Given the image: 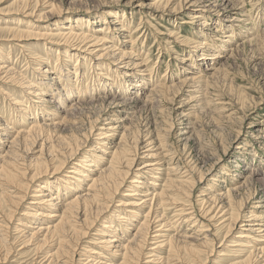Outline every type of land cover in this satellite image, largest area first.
I'll return each mask as SVG.
<instances>
[{
	"label": "bare ground",
	"instance_id": "bare-ground-1",
	"mask_svg": "<svg viewBox=\"0 0 264 264\" xmlns=\"http://www.w3.org/2000/svg\"><path fill=\"white\" fill-rule=\"evenodd\" d=\"M76 1L78 2L82 0H74L73 2L75 3ZM85 1H89L92 4H95V9L107 10L104 12V18H102V20H95L92 22L90 20H86L83 23H86L87 25L83 27H86L87 30H94L93 33L95 34H97L96 32L102 34L101 31L103 30L106 35L108 33L110 34L111 38H109V40L111 41H114L116 37H123L125 35L124 32L126 28L129 29L130 24L122 14L124 11H120L117 9L121 8L122 6L129 7L130 4L127 3L120 5V1L117 0H110L108 2L105 1L104 3L99 2L100 4H96L95 1L97 0ZM171 1L172 0H157L154 3H158L157 6H161L163 9L170 8L166 11L165 15L167 14V16L172 17L173 14L170 15V13L174 12L175 9L179 7V4L178 7L176 5V7L171 10L172 7L170 6L173 4L170 3ZM218 1L222 4V6H224L225 8L227 7V0ZM23 2H25L26 5ZM208 2L209 0H189L188 2L186 0L184 9L188 12L185 13V15H188L190 17L189 20L208 19L206 17V14L208 12L207 8L209 9V5L207 6ZM17 3H19L18 5L21 7V9L19 11H16L18 12L16 14L23 15L27 18L32 16L37 19H40V17H45L46 19H48L47 21H54L53 19L60 17L62 12V10L60 11V9H58L59 7L56 6L57 4H59L58 2L56 5L53 3H49V5L46 4L47 6H45V9L47 10L48 8L49 11L45 13L39 12L37 15H35L34 10L31 11L30 8L37 9L38 4H40L39 0H17ZM33 3L34 5L36 4L34 7L31 6V4ZM175 4H173V6H175ZM234 6L235 5H233V7ZM155 11L158 10L156 9ZM221 21V19H218L216 22L219 27H221V25L223 24ZM236 21L237 20L233 18H231V20H228V22L230 23L228 28H230V26H232ZM36 22L37 24H34V26L39 25V27H37L36 29H41V23L38 24V20ZM93 22L99 25L98 29H94L93 26L95 24ZM17 23H19L16 24L19 28L23 25L33 26L31 22H28L26 20L21 22L17 21ZM59 24H61V22ZM12 25L13 26L11 27H9V25V28L6 29H0V36L1 34L7 33L10 37H12L15 41H18L19 43L30 40H32L31 42L38 41V43H57L56 51H64L63 55L61 54V56H63V60L64 58L65 60L63 62H59L58 60H56V63L54 64V66H52L51 64L45 62L46 59L41 58L42 61L40 59L36 63V69L34 67L35 70H38L34 71V73L39 76L36 78V81L33 80L34 82L32 83L31 81L29 82L28 80L24 81L23 79H20L21 77L18 74L14 73L11 67L9 68V66H5L7 54L0 49V73L1 71H3L5 73L6 79L8 80V82H10V85L12 84L14 87H18V90L21 93L20 96L10 95V92H5L6 94L2 93L5 96L9 95L8 98L10 99L9 102L13 111V117L18 120L11 121L10 119L7 120L1 117L3 123H0V130H3L6 133V136L11 135V137H8L10 139V142L7 141V144H5V146L4 142L0 140V248L4 247L3 259L8 258V256L11 254L12 249V247L6 245L8 242L7 239H5V235L9 234V232L8 234H6L7 230L9 229L6 223H9L13 220L15 212L17 213L20 207L23 206L24 202H26V198L29 196L28 200H30V203H28L27 207L25 208L27 211H24L23 214H20L22 218H18L19 220L15 228L17 231H19L20 227H24L25 229L19 231L21 233L27 230L23 233V238H21V246L24 245V249H28V251L31 247L32 252L30 253H34V255L42 258L41 261H43L44 264H73L74 257L75 255H77L76 249L80 248L81 246L79 245L81 243L78 242H80V240H83L86 236L89 237L88 234H90V231L95 226L99 227L95 234L96 237L91 242H88L90 246L87 245L88 247H84L82 249L83 251H81V254H79V256L85 257V259L80 260L79 264H114L113 261L109 260L107 255L120 258L121 262L119 264H156V262L157 264H183V257L186 256L187 259L192 261V264H195L197 260H200L201 253L206 252L208 244L212 242V234H204L208 231L206 228H203L202 224H199L198 229L194 232V236L192 234L187 235L189 225L186 226L187 229L183 230L182 233L177 232L173 235H170V232H167L170 229L171 224H179V221L183 224L191 223L192 226H196L197 216L193 211L192 202L190 201L192 195L191 193L194 187V178L189 177L186 171L180 173L177 170L178 167L175 168V165L174 167H171V165L174 164L173 161L175 160V158H180V156L182 157V155L177 156V152L173 148H170L168 142H163L164 140L162 139L165 138V136L161 134L156 138L154 137L156 139L154 146H152V144H154L153 142H150V144L146 145V148L149 149L146 150L145 153L141 152L143 154L140 158H142L143 161H141L139 165L137 164L138 166L134 170L133 165L137 157L132 154L130 148H127V145L129 144L130 134L134 133V131L132 132V129L129 128L130 120L133 116L134 111L132 112V114H129L130 119H112L110 117L106 119V122H103L104 124L101 125L98 123L99 125H101L100 128L98 126L97 129H95L96 126H94L95 128H93L97 133L93 139L96 142V145H92L89 148L92 152H90L88 149L86 151L82 149L83 142L80 141V136L75 133L76 131H71L73 130V126L69 125L71 124V120L69 119L70 116H72L71 114L78 110L81 105L94 108L98 103H102L101 101H109L107 103L108 107L111 103L121 101L122 104L115 103L114 105L116 107H121L126 105L125 103L128 102V104H130L129 107H132V109L136 107L144 109L145 107H149L152 105L156 106L157 104L162 103L161 100H163L165 97V100H168V93L173 91L176 94L175 89L178 88L166 83L158 84L156 86V82L155 84H153V87L147 90L145 86L141 84V82H144L145 80L147 81V77L150 75L151 70H147L148 65L145 66L143 62H140L137 58H135L132 55L133 52L131 50L126 52L122 51L120 48H116L115 46L108 44V39H106L104 35L99 36V34H97V36L88 34L82 30L83 27H72L69 25L60 28L56 26V29L53 30L54 26L48 25V27H51L52 29L48 31V34H46L38 32L33 33V31L27 29H18L15 28L16 26L14 24ZM112 26L114 28H111ZM199 31L203 30H201V28L199 27L196 35L200 34L203 37V32ZM178 34L179 33H177V31H173L169 34V38L173 39V41L181 45L180 47L182 48V51L184 49H189L191 51L186 53H200L199 56L201 57V59L197 58V60L195 58H192L190 60L187 58V63L183 62L185 60L181 61V71L183 73V79L180 80V83H183V85H187L188 87L193 86V88H197V90H194L192 94H188V97L191 96V98H193L195 95L201 96L202 91L198 90V88L204 83V80L208 78H211V80L216 78V76L223 71L224 65L219 62V59L221 57L216 54H213L211 59L208 60V53L207 51H205V48H207L206 46L208 45L205 42L195 41L191 38L185 40L182 39V37H180ZM49 38H56V40L52 41ZM260 38L264 39V36ZM255 39L256 38H254V40ZM254 40H251L248 45L252 47L254 44H256V41H259V38L255 41ZM229 41H227V43ZM23 46L20 45V49L27 52L28 50H24ZM261 49L263 48L261 47ZM28 52L26 53L25 57H32V60L38 59L33 57L32 53L29 54ZM231 53L230 55H232ZM88 58L94 59L96 61L95 63H98L96 66L97 70H99L98 74H95L90 80L87 79L86 74L80 76L81 73L78 71L81 63L87 62ZM105 59L111 60V63L115 64L113 66L115 68H117L118 65L125 64V66L127 67L130 66L132 69H136L139 73L138 75L132 76V78L118 80V82L115 84L117 93L114 95V97L111 98H108V94H110L111 92H109L108 94L105 93V91H107V89L109 88V85L106 84L99 76L103 75L101 73H111L116 75L117 69H112L109 66L103 64L102 62H110ZM145 59H143V61ZM174 59H177V57H174ZM32 60L31 64H33ZM71 60L75 61L76 63V69L74 71L75 74L73 75L75 79L72 77L71 72L66 66V63ZM99 61H101V63H99ZM42 64L47 65L48 68L51 65V67H53V70H42ZM49 74L54 75L53 77L50 76L52 77L50 79L51 82L47 81V75ZM103 76L107 77V75ZM134 78H137L136 81L138 80L139 82V84H136V87H138L139 89L140 87H143L144 91H140L137 88V96H131L129 100L122 99L121 97L125 98L123 95L126 94L130 88V85H128L126 82H131V79ZM128 79L130 80L128 81ZM45 80L47 82H45ZM44 84L50 85L45 91L42 90V86ZM224 87H226V85ZM230 93L231 90L229 94ZM73 97L85 101L79 102L77 101V99L75 101H71ZM69 99H71V102H67V100ZM31 101H35V103L37 104ZM198 102L200 103V100H198ZM177 104H179V102ZM236 104V109L243 107L244 105V100L240 93H238L237 95ZM218 105H221V108H216L218 111L223 110L224 113L228 112L225 105ZM221 112L222 111H220L219 113ZM189 115H191V113H181V117L183 118H186ZM230 115L231 114H229V117ZM194 118L198 119L196 117ZM184 122H186L184 123L185 128L189 129L191 124L187 120ZM263 124L264 120L262 122H259L258 124L250 125V127H253V132H251V134L254 135L255 133H257L254 135L255 142H257L258 139L260 141H264V130L259 129L258 126ZM118 128L122 130L119 136L118 143L115 146H108V142L114 139L116 134L119 132ZM219 128L220 127H218V129ZM147 129H149V126L147 127ZM68 131H70L71 133L69 132V134L65 135V133ZM134 135L136 134L134 133ZM135 137L136 136H133V141L137 142V139ZM234 142L236 143V141H233L231 145L224 146L223 157L225 156L228 158V156L232 154L234 155V153H232L233 149H236L232 147ZM107 146L109 147L107 149H112V151L106 153L101 149L102 147L105 148ZM166 147L168 148L167 151H165ZM245 147L249 148L247 145H245ZM36 148L39 149L37 150ZM34 149L36 150V152H33V154L38 153L36 154L38 156L35 158V160L26 163L21 158V151L24 150L23 153H29ZM81 149L83 150V152L81 151ZM103 153H106V156H108V158L104 159V163H101L102 165L100 166V162H98V159L95 155ZM239 154L241 155L243 153L240 152L238 153V155ZM236 158L234 156L229 157L228 160L225 161V164H222L223 166L221 165L222 162H218L219 166H217L216 168L220 169L222 167L219 171L220 177H210L212 173L208 175V172L206 173L207 176L205 179L207 180L208 177H210L207 180L210 181V184L207 186H203L202 192L210 193L207 194V199L215 207L208 206V210L206 211L205 209H202L204 208V201H202V203L199 201L201 203V206L199 202L196 205L198 206L201 213H206L205 218L207 217L210 221H214L216 219V221L220 222V225H224L228 230L227 235H230L236 225L240 224L238 227L239 232L237 233V235H235L234 238H231L232 241H230L229 245L227 244L228 246H223L225 247V250L218 254V256L221 257L218 259L221 260L222 258L227 257L226 252H229L231 253L230 256L227 257L229 259L232 257L238 258L245 256L242 261H237L236 263L232 264H250L253 257L257 255H263L264 257V247L258 248L260 242L261 245L264 244V202H262L263 204L254 206L252 208L253 210H250L244 215H241V213L239 212L240 206H243L239 205L240 202L242 203V199L237 200V198H235L236 196H234L233 191H238V189L243 188L245 182H247L248 179H245L243 186H240L239 188L237 184L234 185L232 183L234 180H236L237 175L230 172V167H233L235 170L238 169L239 162L238 160L235 161ZM66 166H70L69 170H66ZM165 167L166 170L169 171V173H177L175 175H177L178 178H170L166 176L167 173L164 172ZM189 167L190 166L188 165V168ZM261 167L254 169L253 173L250 172L252 173V177H257V180L260 178L264 179V167ZM169 173L167 175H169ZM160 175L165 176L162 180L163 185L160 186V190L151 191V193L153 194L149 193L150 191L148 190V186H152L154 184L149 179L161 180ZM76 176H78L79 178H76ZM226 177L230 178L231 181L224 182ZM42 179L44 180L42 181ZM86 181L88 182V184H86L85 189L82 190L81 186L84 185V182ZM74 183L75 185L73 186ZM228 183L230 184L229 186H233V188L227 187ZM127 185L129 189L127 191L128 193L124 191L126 189L123 190V188H125ZM143 185H146L147 188L143 189ZM218 185H226V187H224V193H222L221 191L219 193L217 192V189L219 187ZM121 189L125 193L121 196V199L116 201L117 203H114V198L120 196V192H122ZM156 189H159V187ZM142 190H147L144 192L145 194L143 196L145 199L142 198L138 202L135 201L136 197H138V193H136L135 191L141 192ZM30 191L33 193L31 196L29 194L31 193ZM128 197L129 199H125ZM137 207H146L147 213L144 215V217H142V222L138 226L133 227L134 225L132 224V221L134 217L132 218V216L139 215L136 213V211L132 210H137ZM217 208L218 210L215 213V210ZM201 213L199 214L201 215ZM219 213L221 214L220 216ZM169 215H171V219L167 217ZM27 219L33 221V223L29 225L23 223V221ZM170 221L173 222L170 223ZM153 223H158V229L152 232L153 228L155 227L154 225V227L151 228ZM120 229L121 233H125L128 231L134 232L129 234L130 238L125 239L121 236V233L118 232ZM152 233L154 234L151 235ZM112 234L114 236H112ZM233 234L231 233V237L233 236ZM118 236H120V238ZM121 238L124 240H120ZM148 242L151 244L148 245V248L149 246L150 248H147L148 251L144 253V249L146 248ZM105 251H108V254H106ZM102 260H104L105 262H103Z\"/></svg>",
	"mask_w": 264,
	"mask_h": 264
},
{
	"label": "rangeland",
	"instance_id": "rangeland-1",
	"mask_svg": "<svg viewBox=\"0 0 264 264\" xmlns=\"http://www.w3.org/2000/svg\"><path fill=\"white\" fill-rule=\"evenodd\" d=\"M73 1L74 0H39L40 4H38V6H37L38 8L36 7L37 9L30 8L31 11L34 10L35 15H37L39 12L45 13V12L49 11L48 8H47V10L45 9L46 8L45 6L49 5V3H53L56 5L58 2L59 4H57L56 6L59 7L58 9H60V11L62 10L60 17L53 19L54 21H50V20L47 21L48 19H46L45 17H40V19H37L34 16L27 18V17H24L23 15H17L16 13H18V12H16V11H19L21 9V7L18 5L19 3H17V0H0V29L9 28V27L13 26L12 24H14L16 26L15 28H18V29H27V30L33 31V33L38 32V33L48 34V31L50 29H52L51 27H48V25L54 26L53 30L56 29V26H58L60 28L65 27V26H69V25L72 27H79V26L83 27V26L87 25L86 23H83L86 20L87 21L90 20L92 22L95 20L99 21V20H102V18H104V16H103L104 12L107 9H104V10L103 9H95V4H92L89 1L86 2L85 0L78 1V2L76 1L75 3ZM105 1L108 2L110 0H101V1L97 0L95 2H96V4H98L99 2L104 3ZM117 1H120V3H121L120 5L127 4V3L130 4V6L128 5L129 7L122 6L121 8L117 9L120 11H124L122 14H123L124 18L130 24L129 29L126 28V30L124 32L125 35L123 37H116V39L114 41L109 40V38H111L110 34L108 33L106 35V33H104L103 30L101 31L102 34H99V32H96V33L99 34V36L104 35V37L106 39H108V41H107L108 44L113 45L116 48H120L122 51L126 52V51L131 50L133 52L132 55L135 58H137L140 62H143L145 64V66L148 65L147 70L148 69L151 70L150 75L147 77L148 78L147 81L145 80L144 82H141V84L144 85L147 90L149 88L153 87V84H155L156 82H157L156 86L158 84L166 83L168 85L175 86L178 89H175L176 94L173 91L168 93V95H169L168 100L167 99L165 100V98H166L165 97L163 100H161L162 103H159L156 106L152 105L149 107H145L144 109H141L139 107L132 109V107H129L130 104H128V102L125 103L126 105L121 106V107H116L114 105L115 103L122 104L121 101L111 103L108 107H107V103L109 101H107V102L101 101L102 103H98L96 105V107H94V108L81 105L80 108L78 110H76L75 112H73L71 114L72 116H70V118H69L71 120L70 121L71 124H69V125L73 126V127L71 126L73 129L71 131H73V132L76 131L75 133H77V135L80 136V141L83 142V148L82 149L84 151H86L88 149L90 152H92L89 148L92 145H96V142L93 139L97 133L95 129H97L98 126L100 128L101 125L104 124L103 122H106L107 121L106 119H108L110 117L112 119H124V118L130 119L129 114H132V112L134 111L133 116H132L133 119L131 118V120H130L131 125L129 124V128H131L132 132L134 131V133L136 135H134V133H132L133 135L130 134L129 144L127 145L128 146L127 148H130L131 149L130 151H132V154L135 157H137V159L133 165L134 170H135V168H137V166L140 164V162L143 161V159L140 158L141 155L143 153H145L146 150L149 149V148H146V145L150 144V142H153L154 144H152V146H154L155 142H156L155 138L158 135L162 134L163 136H165V138L162 139V140H164L163 142H168V144L170 145V148H173L177 152L176 153L177 156L182 155V157L180 156V158H175V160L176 161L178 160V161L176 162L174 160L173 161L174 164H172L171 167H174V165H175V168L178 167L177 170L180 173H183L186 171V173L188 174L189 177L194 178V187H193V190L191 193L192 195H191L190 201L192 202L193 211L195 212V214L197 216L196 226H192L191 223L190 224H183V223H180V221H179V224L178 223L177 224L176 223L171 224L170 225L171 227L167 232L168 233L170 232L169 233L170 235H173L177 232L182 233L183 230L187 229L186 226L189 225L187 235L192 234L194 236L195 235L194 232L198 229L199 224H202L203 228H206L208 231V232H205L204 234H210V233L212 234V237H211L212 242L210 244H208V246L206 248L207 249L206 252L201 253L200 260H197L195 264H232V263H236L237 261H242L245 258V256L238 257V258L232 257L230 259L227 258L231 254L229 252H226L227 257H224L221 260L218 259V258H221L218 256V254H220L221 252H223L225 250L224 248L230 244V241H232L231 238H234L235 235H237V233L239 232L238 227L240 224H237L236 227L234 228V230L231 232L232 234L234 233L233 236L231 237V233H230V235H227L228 230L225 228L224 225H220L219 221H216V219L214 221H210V220H208L207 217L205 218L206 213L205 214L201 213L196 204H198L199 201L201 203H202V201H204V203H203L204 208H202V207L201 208L205 209L206 211L208 210V206L209 207H211V206L215 207L207 199V194H210V193H207V192L203 193L202 188H203V186H207L210 184L209 183L210 181H207L210 177H215V176L220 177L219 171L222 167L220 169L216 168L217 166H219L218 162H222L221 165L222 164L224 165L225 161H227L228 158L231 156L232 157L234 156L235 158L237 157L235 159V161L238 160V162H239L237 170H235L233 167H230V172L237 175L236 180H234L232 183L234 185L237 184V186L239 188L240 186H243L245 179H248L247 182H245V185L243 186V188L238 189V191L232 190L234 192V196H236L235 198H237V200L242 199V203L240 202V204H239V205H243V206H240L241 211L239 210L241 215L246 214L250 210H253L252 208L254 206H258L260 204H263L262 202H264V181H263L264 179L260 178V179H258L260 181H258L257 177H252V173H253L254 169L260 168L261 164H262L261 168L264 167V145H263L264 141H260L258 139V141L256 140L257 142H255V139H254L255 136L254 135L257 133H255L254 135L251 134V132H253V127H250V125L258 124L259 122H262L264 120V39L260 38V37L264 36V0H260V1L259 0H227L226 1L227 2L226 8L224 6H222V4L218 0H215V1L209 0V2L207 3V6L209 5V9L207 8L208 12L206 14V17L208 19H199V20H196V19L189 20L190 17L188 15H185V13L188 12L184 9L186 0H172L170 2L173 4L176 3L175 6H173V4L170 6V7H172L171 10L174 9L176 7V5L178 7V4H179V7L177 9H175L174 12L170 13V15L173 14L172 17L167 16V14L165 15L166 11L169 10L170 8H167V9L164 8L163 9L161 6L158 7L157 6L158 3H154L157 0H117ZM188 1L189 0H187V2ZM23 3L26 5L25 2H23ZM43 4H45V5H43ZM35 5H34V3L31 4V6H33V7ZM230 5H231V7H230ZM233 5H235V6L233 7ZM156 9L158 11H155ZM231 18H233L237 21L234 22L233 25L230 26V28H228L229 24H230L228 22V20H231ZM218 19L222 20L221 22L223 24L221 25V27H219V25L216 24ZM25 20L28 22H31V24L33 26L23 25V26H20V28H19L16 25V24H19V23H17V21L21 22V21H25ZM37 20H38V24L41 23V25H40L41 29H36L37 27H39V25L34 26V24H37V22H36ZM110 20H113V19H110ZM57 21H59V22H57ZM60 22H61V24H59ZM202 24H205V25H202ZM93 27L96 30V29H98L99 25L95 24ZM140 27H143V28H140ZM199 27L201 28V30H203V31H199V32H203L204 38L200 34L196 35L197 31L199 30ZM111 28H114V27L112 26ZM100 29H102V28H100ZM82 30L88 34L97 35V34L93 33L94 30H87L86 27H83ZM173 31H177V33H179L178 35L180 37H182V39L187 40V39L191 38L192 40H195V41L205 42L208 45V46H206L207 48H205L206 49L205 51H207V53H208V57H207L208 60L211 59L213 54L219 55V57H221L219 59L220 60L219 62L222 65H224L223 71L220 74H218L216 76V78H214L212 80H211V78L206 79L209 84L206 82V80H204V83L198 88V90L202 91L201 96L195 95L193 98H191V96L188 97V94L189 95L192 94L194 90H197V88L196 87L193 88V86L188 87L187 85H183V83H180L181 82L180 80L183 79V73L181 71V67H182L181 61L185 60L183 62L187 63V61H186L187 58L189 60L192 58L193 59L195 58L196 60H197V58L201 59V57L199 56L200 53H198V54L197 53H195V54L194 53L193 54L192 53H186V52L191 51L189 49H184L183 50L184 52H183L182 48L180 47L181 45L177 44L175 41H173V39L169 38V34ZM210 37H212V38H210ZM254 38H256V39L259 38V41H256L255 42L256 44H254L252 46L253 47L252 48L248 44L251 40H254ZM8 39H9V41H8ZM49 39L52 41L56 40V38H49ZM13 40L14 39L12 37H10L9 34H7V33L1 34V36H0V49H1V51L6 52V54H7V56H6L7 59L5 60V66H9V68L11 67L13 69V72L18 74L21 78L19 76L18 77L20 79H23L24 81L28 80L29 82L31 81L32 83L34 81H36V78L39 75L35 74L34 71H38V70H35L37 67L36 63L41 58L46 59L45 62L51 64L52 66H54V64L56 63V60H58L59 62H63L65 60V58L63 60V56H61V54L63 55L64 51H61V50L59 52L56 51V48H57L56 44L57 43H53V42H51V43L39 42L38 43V41L31 42L32 40L19 43L18 41H15V40L13 41ZM170 41H171V43H170ZM227 41H229V42L227 43ZM20 45L21 46L24 45L23 46L24 50H28L29 52L28 51L27 52L29 54L32 53L33 57L38 58V59L32 60V57L31 58L25 57L27 52L22 51V49H20ZM124 46H126V47H124ZM254 46H255V48H254ZM260 46L263 49H261ZM225 50H227V51H225ZM229 52L230 53L232 52L231 53L232 55H230ZM249 53H250V55H249ZM229 55H230V57H229ZM173 56L177 57L178 60L174 59ZM235 57H236V59H235ZM239 57H241V58H239ZM143 59H145L146 61L144 60L145 61L144 62ZM251 59H253V60H251ZM31 60H32L33 64H31ZM87 60H88L87 62L81 63V66H80V68H78L79 69L78 71L81 73L80 76L86 74L87 79L90 80L93 78V76L95 74L97 75L99 72V70H97V66H96L98 63H95L96 61L94 59H91V58H88ZM105 60H108L110 62H102L103 64H105L106 66H109L112 69H117L116 75L111 74V73H108V74L107 73H101L103 75H107V77H105L103 75L99 76L100 78H102V80L106 84L109 85V88L107 89V91H105V93L108 94L109 92H111L110 94H108V98H111V97H114V95L117 93V88H116L115 84L118 82V80L125 79V78H132V76L138 75L139 73L137 72L136 69H132L130 66L127 67V66H125V64L118 65V67L115 68V67H113L115 64L111 63V60H109V59H105ZM41 61H42V59H41ZM101 61H99V63H101ZM75 64L76 63L73 60L68 61L66 63V66H67L68 70L71 72L72 77L75 74L74 73V71L76 69ZM51 65L48 68L47 65L42 64L41 68H42V70L48 69L49 71H52L53 67H51ZM34 67H35V69H34ZM99 68H102V67H99ZM0 75H1L0 76L1 77L0 78V90H1L0 91V123H3L1 120V117L3 119H7V120L10 119L11 121H13V120L18 121L17 119H15L13 117V111L11 109V105L9 102L10 99L8 98L9 95L5 96L2 93L6 94V93L10 92V95H13V96L14 95L20 96L21 93L19 92L18 87H14L12 84L10 85V82H8V80L6 79L5 73L3 71H1ZM50 76L53 77L54 75H52V74L47 75V77H48L47 81L48 82H51L50 79L52 77H50ZM73 78L75 79V77H73ZM136 79L137 78H134V79H131V82H126L128 85H130V88H129L128 92L123 95L125 98L121 97L122 99L129 100V98L131 96H137L136 91H137L138 87H136V84H139V82H138V80L136 81ZM4 80L7 84L4 82ZM129 80L130 79H128V81ZM132 80H133V82H132ZM47 81L45 80V82H47ZM218 81H219V83H218ZM170 83H173V84H170ZM212 84H214V85H212ZM224 84L226 85V87H224L225 86ZM49 86H50L49 84H44L42 86L43 87L42 90L43 91L47 90V88ZM138 90L144 91L143 87H140V89L138 88ZM219 90H221V91H219ZM230 90H231V93L229 94ZM145 92H146V90H145ZM238 93H240L242 95L243 100H244V105H243V107L236 109ZM73 98H72V100L71 99L67 100V102L75 101L76 99L79 102L85 101V100H79V98H76V97L74 99ZM172 98H175V99H172ZM232 98H234V99H232ZM198 100H200V103L198 102ZM186 101H187V103H186ZM31 102L35 103V101H31ZM178 102H179V104H177ZM35 104H37V103H35ZM76 104H77V102H76ZM218 104L225 105V107L227 108L229 113L228 112L224 113L223 110L218 111L216 108H221L220 107L221 105H218ZM105 107H107V108H105ZM103 108H105V109H103ZM193 108H195V109H193ZM82 109H83V111H82ZM220 111H222V112L219 113ZM91 112H92V114H91ZM145 112H147V113H145ZM183 112H185L187 114L191 113V115L187 116L186 118H183V117H181V113H183ZM161 114H163V115H161ZM192 114L194 117H196L198 119H195L192 116ZM229 114H231L230 117H229ZM217 115H220V116H217ZM221 116H223V117H221ZM225 116H226V118H225ZM76 118H77V120H76ZM202 119H204V120H202ZM186 120L191 124L189 129L185 128L184 123H186V122H184V121H186ZM227 120H228V122H227ZM201 122H203L204 124ZM75 123H76V125H75ZM98 123L101 125H99ZM132 123L134 126L132 125ZM121 124H124V123H121ZM172 124H173V126H172ZM216 125L220 128L218 129V127ZM18 126H19V124H18ZM94 126H96V128ZM148 126H149V129H147ZM258 126H259V129L264 130V124L258 125ZM221 127H223V128H221ZM118 129H119L118 130L119 132L116 134L114 139H112L108 142V146L109 145L115 146L118 143L119 136H120L121 131H122V130H120V128H118ZM136 129L139 131H137ZM222 129H225V130H222ZM144 130H146V131H144ZM170 130H172V131H170ZM143 131L145 134L146 133L147 134L145 135L143 133ZM238 131H240V132H238ZM69 132L70 131L66 132L65 135L69 134ZM150 132H151V134H150ZM157 132H158V134H157ZM236 132H237V135H236ZM148 133H149V137H148ZM203 133H205V134H203ZM5 134L6 133L3 130H0V140H2L4 142V146H5V144H7V141L10 142V139L8 137H11V135L6 136ZM83 136H85V137H83ZM133 136H136L135 138L137 139V142L139 144L136 141H133ZM140 137L142 140L140 139ZM233 141H236V143L234 142V144L232 145V147L236 148V149H233V151H232V153H234V155L231 153L232 155L228 156V158L225 156L223 157L224 146L231 145ZM94 142H95V144H94ZM245 145H247L249 148L245 147ZM108 146L105 148L102 147L101 149L103 151H105L106 153H108L109 151H112V149H107V148H109ZM167 147H168V145H167ZM167 147L165 148L166 149L165 151H167V149H168ZM82 149H81V151L83 152ZM206 151H207V153H206ZM21 152H20L21 158L26 163L27 162L29 163V161L35 160V158L38 156V155H36L38 153L33 154V152H36L35 149L33 151H30L29 153L28 152L23 153L24 150H22ZM141 152H143V153H141ZM240 152H242L243 154L238 155V153H240ZM106 153L95 155L96 158L98 159V162H100L99 163L100 166L104 163L103 160L108 158V156H106ZM23 155H24V157H23ZM202 156H203V158H202ZM183 157H185V158H183ZM186 158H188V159H186ZM184 160H186V161H184ZM219 160H221V161H219ZM215 163H216V165H215ZM184 164H186L187 166ZM188 165L190 166L189 168H188ZM213 165H214V168H213ZM70 166H68V167L66 166V170H69ZM164 169H165L164 172H166L168 174L169 171L166 170V167ZM196 169H197V171H196ZM189 171H191V172H189ZM250 172H252V173H250ZM206 173H207V175L212 173V175L210 177H208L207 180L205 179L207 176ZM248 173H249V175H248ZM167 174H166V176H168L170 178H178V176L175 175V174H177L175 172H171V173H169V175H167ZM164 177L165 176L160 175L161 180H152V179L148 178L151 182L154 183L152 186H148V190L150 191L149 193H151V191H153V190H158V191L160 190V186L163 185L162 180L164 179ZM46 178H48V177H46ZM76 178H79V177L76 176ZM243 178H244V180H243ZM44 179H42V181ZM225 181H231V180H230V178L226 177L224 182ZM86 184H88L87 181L84 182V185L81 186L82 190L85 189ZM74 185H75V183L73 184V186ZM229 185L230 184L228 183L227 187L233 188V186H229ZM218 186L219 187L221 186L220 188H222V189H220L218 187L217 192L219 193L221 191L222 193H224L225 192L224 187H226V185H218ZM142 187H143V189L147 188L146 185H143ZM158 187H159V189H156ZM124 189H126V190H124ZM123 190L126 191V193H128L127 192L129 190L128 185L125 188H123ZM123 190L121 189L122 192H120V196H117L116 198H114V203H117L116 201L121 199V196L125 193ZM145 191H147V190H142L141 192L135 191L136 193H138V197H136L135 201L138 202L142 198L145 199L143 197L145 194L144 193ZM29 194L31 196L33 193L31 192ZM151 194H153V193H151ZM28 199H29V196L26 198V202H24L23 206L20 207V209L17 211V213L15 212L13 220L9 223H6L8 228H9L6 232V234H8V232H9V234L5 235V239H7V242L9 244L7 243L6 245L12 247V249H11V254L8 256V258L3 259L4 258V256H3L4 247L0 248V258H1L0 264H33V263L44 264L43 261H41L42 258H39V256L34 255V253H30V252H32L31 247L29 248V251H28V249H26V250L24 249V245L21 246V242H22L21 238H23V236H24L23 233L26 232L27 230H25L23 233H21L19 231H21L22 229H25L24 227L23 228L20 227L19 231H17L15 228L18 220L20 218H22L20 216V214H23L24 211H27L25 208L27 207V204L30 203L29 202L30 200H28ZM125 199H129V197L125 198ZM131 199H135V198H131ZM201 203H200V206H201ZM217 210H218V208L215 210V213ZM132 211H136V213L139 215V216H137V215L132 214L133 215L132 218L134 217L132 224L134 225L133 227H135V226H138L142 222V217H144V215L147 213V209H146V207H140V208L137 207V210H132ZM254 212H257V211H254ZM199 213H201V215ZM220 215L221 214L219 213V216ZM167 217L169 219H171L170 218L171 215H169ZM154 222H156V221H154ZM171 222H173V221H170V223ZM23 223L29 225V224L33 223V221L27 219V220L23 221ZM154 225H155V227H154ZM157 226H158V223L152 224L151 228L154 227L152 232L158 229ZM97 229H99V227L95 226L90 231V234H88L89 237L86 236L83 240H80V242H78V243H81V244H79L81 246H80V248L76 249L77 255H75V257H74L73 264H79L80 260L85 259V257L79 256V254H81V251H83L82 249L84 247L90 246V244H88V242H91L93 239H95V237H96L95 234H96ZM118 232L121 233V229ZM133 232L134 231H128L125 233H121V236L123 238L127 239V238H130L129 234L133 233ZM153 234L154 233H152L151 235H153ZM112 236H114V235L112 234ZM118 237L120 238V236H118ZM120 240H124V239L121 238ZM214 243H215V245H214ZM148 245H151V244L149 242L147 243V246L144 249V253H146L148 251V249L150 248V246L148 248ZM223 246H225V247H223ZM263 247H264V244L261 245V242H260L258 248H263ZM105 252H106V254H108L107 253L108 251H105ZM107 256H108L109 260L113 261L114 264H119L121 262V259L116 257V256H111V255H107ZM183 258H182L183 264H192V261L187 259V256L183 257ZM263 259H264L263 255H257L255 257H253L252 262L250 264H260V263L264 264ZM102 261L105 262L104 260H102ZM45 264H47V263H45ZM156 264H157V262H156Z\"/></svg>",
	"mask_w": 264,
	"mask_h": 264
}]
</instances>
